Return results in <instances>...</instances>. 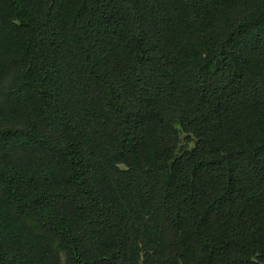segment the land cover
Instances as JSON below:
<instances>
[{"label": "trees", "instance_id": "16d2710c", "mask_svg": "<svg viewBox=\"0 0 264 264\" xmlns=\"http://www.w3.org/2000/svg\"><path fill=\"white\" fill-rule=\"evenodd\" d=\"M0 264H264V0H0Z\"/></svg>", "mask_w": 264, "mask_h": 264}, {"label": "rangeland", "instance_id": "374dc122", "mask_svg": "<svg viewBox=\"0 0 264 264\" xmlns=\"http://www.w3.org/2000/svg\"><path fill=\"white\" fill-rule=\"evenodd\" d=\"M9 108L8 102L0 95V116L3 115L4 111Z\"/></svg>", "mask_w": 264, "mask_h": 264}]
</instances>
